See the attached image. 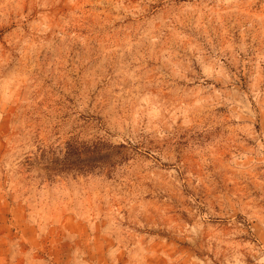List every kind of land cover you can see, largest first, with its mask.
I'll return each instance as SVG.
<instances>
[{
	"label": "rangeland",
	"instance_id": "obj_1",
	"mask_svg": "<svg viewBox=\"0 0 264 264\" xmlns=\"http://www.w3.org/2000/svg\"><path fill=\"white\" fill-rule=\"evenodd\" d=\"M264 264V0H0V264Z\"/></svg>",
	"mask_w": 264,
	"mask_h": 264
},
{
	"label": "crops",
	"instance_id": "obj_2",
	"mask_svg": "<svg viewBox=\"0 0 264 264\" xmlns=\"http://www.w3.org/2000/svg\"><path fill=\"white\" fill-rule=\"evenodd\" d=\"M11 259L12 260L9 261V264H26V257L25 256H22V255H19L18 257L12 256ZM75 259H76V254L72 253L70 260L73 261V264H74Z\"/></svg>",
	"mask_w": 264,
	"mask_h": 264
}]
</instances>
